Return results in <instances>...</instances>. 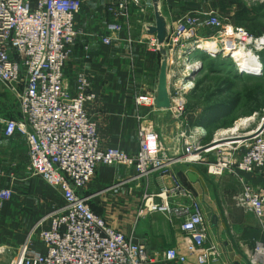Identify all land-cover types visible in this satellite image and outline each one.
I'll return each instance as SVG.
<instances>
[{"label": "built area", "instance_id": "obj_1", "mask_svg": "<svg viewBox=\"0 0 264 264\" xmlns=\"http://www.w3.org/2000/svg\"><path fill=\"white\" fill-rule=\"evenodd\" d=\"M81 5V0H0V83L18 98L21 114L20 119H0V124L6 137L19 135L26 139L28 170L57 188L63 198V205L40 222L49 221V227L40 231L46 252L33 251L27 241L19 248L13 264L154 262L144 243L114 229L94 212L82 194L100 165L125 166L133 169L137 178L158 175L159 191L145 195L138 216L143 219L160 213L170 220L183 218L177 225L182 241L164 251V262L210 264L222 257L209 244V227L199 198L173 167L207 162L205 157L209 154H217L214 162L206 163L209 175L221 176L227 171L239 178L243 188L234 197L235 205L253 214L264 231V189L240 177L241 172H264V115L256 129L246 134L249 139L215 150L209 147L217 141L205 145V129L192 127L188 118V96L195 88L191 73L202 67L194 59L196 48L203 41H215L220 50H215L214 56L218 52L229 56L242 74L241 60L232 51L245 48L251 56L249 61L244 58L246 64L257 65L264 53V34L254 35L213 10L197 11L172 22L166 44L170 54L168 112L182 128L184 157L170 161L155 127L154 117L158 112L155 89H148L136 98L138 109L145 110L137 116L139 151L130 154L117 147L102 146L98 125L87 112V106L96 100L89 75L77 74L74 91L65 77L72 48L80 34L76 18ZM143 6L144 0H111L108 10L113 20L107 25L103 43L111 45L114 36L126 29L131 31L132 16L144 13ZM149 25L152 24L143 25L144 31ZM151 38L153 50L159 52L156 38ZM245 76L257 77L262 73ZM3 174L0 169V177ZM167 177L171 179L170 185L166 183ZM13 195L10 188L0 189V207ZM245 252L247 264H264V242L255 243Z\"/></svg>", "mask_w": 264, "mask_h": 264}, {"label": "crops", "instance_id": "obj_2", "mask_svg": "<svg viewBox=\"0 0 264 264\" xmlns=\"http://www.w3.org/2000/svg\"><path fill=\"white\" fill-rule=\"evenodd\" d=\"M210 1L163 0V9L173 22L197 11L212 10ZM81 2L76 18L80 34L65 69L66 81L74 91L77 74L85 72L89 75L96 100L87 106V112L98 125L102 146L137 153L140 126L137 116L144 114L145 110L138 109L136 98L148 89H155L160 54L153 50L152 38L140 26L141 20L133 23L131 31L126 29L114 36L111 45L104 44L102 39L106 35L107 25L113 20L108 10L111 0ZM212 3L219 6L215 0ZM143 9V19H147L144 24H154L151 0H144ZM250 10V6L242 0H232L233 16L246 14ZM216 11L222 14L220 8ZM221 17L224 18L223 15ZM226 20L235 23L230 18ZM7 110L0 112V119L9 115L20 119V112L18 115L13 112L9 114L10 108ZM28 167L26 139L19 135L8 138L1 127L0 169L7 176L0 180V189L10 188L14 195L0 207V261L7 255L11 259L10 264L27 241L33 251L46 252L40 231L49 227V221L40 222L63 205L60 191L41 177L32 175ZM178 167L174 166L175 173L201 202L209 227V244L215 246L222 256L218 261L222 264H247L246 249L257 242H264V231L253 214L235 205L234 197L243 188L239 178L232 176V179L215 186L203 169L191 164ZM189 173L194 175L196 183L190 181ZM240 177L246 183L264 189V172H241ZM165 180L171 184L170 177ZM158 191V175H151L145 184L136 177L133 169L100 165L82 194L88 198L94 212L114 229L146 245L154 261L150 264H166L162 261V254L182 241L177 225L183 218L170 220L160 213L143 219L138 216L145 195ZM42 225L45 227L40 228Z\"/></svg>", "mask_w": 264, "mask_h": 264}, {"label": "rangeland", "instance_id": "obj_3", "mask_svg": "<svg viewBox=\"0 0 264 264\" xmlns=\"http://www.w3.org/2000/svg\"><path fill=\"white\" fill-rule=\"evenodd\" d=\"M212 1L213 0L210 1L212 10L217 13L218 11L216 10L220 8V12L222 13L221 15H223L224 18L228 17L233 20L236 26L246 28L253 34H264V0H242L250 6L251 10L246 14L238 16L232 15V0H215L216 5H219L218 7L214 6ZM219 2L221 4H219ZM134 12H136V10L133 8L132 13ZM137 15L138 16H132L131 23H137L138 20H141L140 26H143V24L147 22V19H143L145 17L144 14L140 13ZM194 59L200 61L202 63V67L196 70V75H194L195 88L193 92L188 96V118L189 123L192 127L193 125L199 126V120H201L205 109L208 108L211 103H217L218 101L223 100V98L225 97L232 98V96L236 94L241 95V101L237 109L227 120L220 122L219 125H215L209 130L205 129L206 136L204 138V144H211L217 141L215 144L226 146V143L228 144L231 142L228 140L229 138L246 136L247 133L255 130L258 122L264 115V109L258 111L254 119L252 116H254L255 114H251V111L255 108H259L260 106H264V72L262 76L257 77L245 76L247 73L246 71H242V74H239L236 65L233 64V60L230 61L231 59L229 58V56L224 57V55L222 54L214 56L209 55L203 51H196L194 52ZM219 90H224L225 94L223 96H216L211 99L210 97L212 96V94L218 92ZM251 92L253 94L255 93V95H253V98L249 97V94ZM8 107L10 108L9 114H12L13 112V114L16 113L18 115V113L20 112V103L18 101V98L14 94H12L9 89H7L0 83V112L2 113V111L4 110H6L7 112ZM10 116L11 115L3 119L11 118ZM246 119L252 120L248 121L245 125H241L242 122H244ZM237 126L238 128H236ZM1 127L2 125L0 124V128ZM235 129H237L236 132H234ZM225 139L227 140L225 141ZM241 141L242 140H239V142ZM215 155L217 156V154L215 153L207 155L205 157L206 161L214 162ZM207 162H199L191 165L203 169L208 180L211 183H214L215 186H219L226 179H232V173H229L227 171L221 176L209 175L206 165ZM182 165L188 164H179V167ZM6 176L7 174L4 173L3 176L0 177V180H3ZM138 179L142 180L145 184L149 181V177H142ZM43 226L45 227V225H42L40 228H44ZM10 260V257L6 255L0 261V264H10ZM165 263L177 264L170 262ZM213 264H222V262L216 261Z\"/></svg>", "mask_w": 264, "mask_h": 264}, {"label": "water", "instance_id": "obj_4", "mask_svg": "<svg viewBox=\"0 0 264 264\" xmlns=\"http://www.w3.org/2000/svg\"><path fill=\"white\" fill-rule=\"evenodd\" d=\"M151 3L155 21L154 24L147 26L145 31L148 35L154 36L160 46V65L155 87V104L158 112L155 114L154 122L156 129L160 132L164 146L168 150L170 161H176L184 157V154L181 152L182 128L178 121L171 119L168 112L171 108L169 94L170 54L166 44L170 39L173 23L171 17L163 9V0H151ZM191 75H196V71ZM249 138L250 136H237L228 140L238 141ZM188 177L192 183H196V178L192 173H189Z\"/></svg>", "mask_w": 264, "mask_h": 264}, {"label": "trees", "instance_id": "obj_5", "mask_svg": "<svg viewBox=\"0 0 264 264\" xmlns=\"http://www.w3.org/2000/svg\"><path fill=\"white\" fill-rule=\"evenodd\" d=\"M254 35H257V34H254ZM262 60L264 64V53L262 54ZM224 94H225L224 90H219L218 92L213 93L210 98L212 99L213 97H216V96H223ZM253 95H255V93L253 94L251 92L249 94V97L253 98ZM230 98L225 97L223 98V100L218 101L217 103H211L210 106L205 109L201 117V120H199L198 124L203 126L206 130H209L210 128H213L215 125H219L220 122L227 120L237 109L241 101V95L236 94L232 96L231 99ZM262 109H264V106L255 108L254 110L251 111V114H256L258 111Z\"/></svg>", "mask_w": 264, "mask_h": 264}, {"label": "bare ground", "instance_id": "obj_6", "mask_svg": "<svg viewBox=\"0 0 264 264\" xmlns=\"http://www.w3.org/2000/svg\"><path fill=\"white\" fill-rule=\"evenodd\" d=\"M218 48H219V46H218V44L215 41H213V40H207V41H203L198 46V48H196V50L197 51H201V52L203 51V52H205V53H207L209 55H210V53H212L214 55V53H216L215 50H220ZM232 52H233V54H234L235 57H237L239 60H241V61H239V63L242 64V66H241L243 68L242 71H246L249 74L256 73V72H259V73H262L263 74V72H264V65H263L262 60H260L257 65H255V64L248 65V64H246V62L251 59V56L248 55V51L245 48H243V47L237 48V49L233 50ZM219 54H221V53L218 52L217 55H219ZM222 55H224V57H227V55H225V54H222ZM244 58H249V59L247 61H244ZM251 120L252 119H248V120L246 119L244 122H242L241 125H245L248 121H251ZM236 128H238V126ZM236 131H237V129H235L234 132H236ZM233 142H235V143H228V144H226V146L240 143L239 141H233ZM214 144H212L209 147L211 150H215V149H218V148H221V147L225 146V145H220V144H215V145Z\"/></svg>", "mask_w": 264, "mask_h": 264}]
</instances>
